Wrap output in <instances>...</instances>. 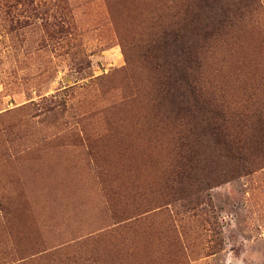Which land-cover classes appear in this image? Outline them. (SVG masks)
<instances>
[{
  "label": "rangeland",
  "instance_id": "rangeland-1",
  "mask_svg": "<svg viewBox=\"0 0 264 264\" xmlns=\"http://www.w3.org/2000/svg\"><path fill=\"white\" fill-rule=\"evenodd\" d=\"M205 1L0 0V264H264V0L198 42L217 138L165 69Z\"/></svg>",
  "mask_w": 264,
  "mask_h": 264
},
{
  "label": "trees",
  "instance_id": "trees-1",
  "mask_svg": "<svg viewBox=\"0 0 264 264\" xmlns=\"http://www.w3.org/2000/svg\"><path fill=\"white\" fill-rule=\"evenodd\" d=\"M230 1L206 0L204 6H199L195 18L164 38L168 48L165 51L168 91H171L173 102L177 104V111L184 116L192 112L198 128H207L215 138L224 137L226 132L218 120L214 119L215 111L208 106L206 99H202L201 89L197 86V46L200 40L211 37L228 20L229 13L234 14L233 8L238 10L245 5V0ZM201 8H206L204 14L200 13Z\"/></svg>",
  "mask_w": 264,
  "mask_h": 264
}]
</instances>
